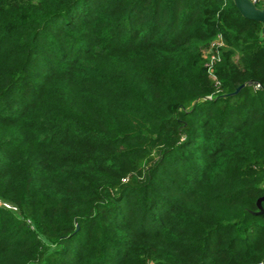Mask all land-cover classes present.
Returning <instances> with one entry per match:
<instances>
[{
    "label": "trees",
    "instance_id": "16d2710c",
    "mask_svg": "<svg viewBox=\"0 0 264 264\" xmlns=\"http://www.w3.org/2000/svg\"><path fill=\"white\" fill-rule=\"evenodd\" d=\"M260 26L231 0H0V264L264 263Z\"/></svg>",
    "mask_w": 264,
    "mask_h": 264
},
{
    "label": "water",
    "instance_id": "95a60500",
    "mask_svg": "<svg viewBox=\"0 0 264 264\" xmlns=\"http://www.w3.org/2000/svg\"><path fill=\"white\" fill-rule=\"evenodd\" d=\"M235 8L237 9L238 13L246 19L254 20L258 23H260V34L264 35V7H257L255 6L250 0H231ZM263 72H264V66H263ZM258 86L264 88V85L259 83L258 81L255 82ZM242 84L236 86L231 93L238 90V88ZM264 200V194L260 195L256 198V205L258 207V211H260L261 205L260 201Z\"/></svg>",
    "mask_w": 264,
    "mask_h": 264
},
{
    "label": "built area",
    "instance_id": "2783aa9c",
    "mask_svg": "<svg viewBox=\"0 0 264 264\" xmlns=\"http://www.w3.org/2000/svg\"><path fill=\"white\" fill-rule=\"evenodd\" d=\"M250 1L257 7H264V0H250ZM221 41L222 40H221L220 33H217L216 38L214 40L213 47L218 48L222 44ZM216 58L217 57L214 54H211L207 62V69L211 74H213V67L211 65L213 64V61L216 60ZM258 264H264V263L259 262Z\"/></svg>",
    "mask_w": 264,
    "mask_h": 264
},
{
    "label": "rangeland",
    "instance_id": "374dc122",
    "mask_svg": "<svg viewBox=\"0 0 264 264\" xmlns=\"http://www.w3.org/2000/svg\"><path fill=\"white\" fill-rule=\"evenodd\" d=\"M214 40H215V38L212 40V42H211V44L209 45V47H212L213 46V44H214ZM215 61V60H214ZM214 61H213V64L211 65L212 67L214 66Z\"/></svg>",
    "mask_w": 264,
    "mask_h": 264
}]
</instances>
